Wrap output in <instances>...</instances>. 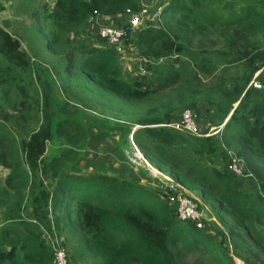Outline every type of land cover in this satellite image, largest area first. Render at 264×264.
<instances>
[{
	"label": "trees",
	"instance_id": "obj_1",
	"mask_svg": "<svg viewBox=\"0 0 264 264\" xmlns=\"http://www.w3.org/2000/svg\"><path fill=\"white\" fill-rule=\"evenodd\" d=\"M5 1L21 17L12 21L30 20L32 54L22 33L0 26V264H50L44 232L59 238L68 264H264V70L253 78L264 66V10L253 0L226 10L225 0H158L159 19L135 27L130 14L152 0ZM96 13L123 29L119 51L72 39L97 37L85 29ZM39 46L60 53L56 74H77L138 110L114 120L127 116L119 141L141 154L128 159L137 170L69 169L87 136L74 118L81 100L62 85L51 115L32 68ZM185 109L208 113L209 126L167 125ZM54 131L64 145L50 156ZM232 157L243 174L229 168ZM146 163L209 214L207 228L176 217Z\"/></svg>",
	"mask_w": 264,
	"mask_h": 264
},
{
	"label": "rangeland",
	"instance_id": "obj_2",
	"mask_svg": "<svg viewBox=\"0 0 264 264\" xmlns=\"http://www.w3.org/2000/svg\"><path fill=\"white\" fill-rule=\"evenodd\" d=\"M253 1L258 5L260 9L264 10V0H253ZM236 3H242V1L225 0L221 6V9L226 10L230 7L237 5ZM16 18L20 19L21 17H19L18 15H13L11 5L8 4V1L0 0V26L10 32H15L16 34L22 33L23 37L22 38L20 37L21 47L27 50L29 54H32V50L29 51V48L24 41L25 38L24 27L26 23L30 24V20L24 18L21 19L23 24H18L12 21L13 19ZM119 19L120 22H124L123 16H120L118 20ZM114 20L116 19H110V21H107L106 23H109L114 26L115 24ZM90 32L95 33L93 31ZM15 33L14 35H16ZM82 33L80 37L76 36V37H72V39L83 38L87 43L89 42L88 45L90 44L100 45L99 40H96V38L94 39L92 37L90 38L91 39L90 40L89 38H87L88 36L85 35L86 32L85 34L84 32ZM92 40L96 43H94ZM132 51L133 48L131 45L128 46L127 49L123 50V56L125 57L124 61L128 64L130 63L128 62L129 60L133 61L132 58H130V54H132ZM59 54H60L59 52L50 53L45 49H43L42 46H39V51H37V56L36 57L31 56V57L33 58L32 68L34 69L36 76L38 75L37 85L39 88H42L44 94L47 97L48 105L51 110V115L52 112H54L56 102L59 100L58 99L59 94L56 92V89L57 88L61 89L62 85H64V90H66L67 94L73 93L78 99L81 100V102H78V104L75 105L77 111L76 114L74 115V118L84 127L87 136L86 138L84 136V140L81 143L84 146L81 148L77 159H75L73 162L69 164L70 166L69 169L71 171L77 172L83 169H89L92 166H96L98 164H103L104 167L108 168L107 172L109 173L111 172L117 173L118 170L123 169L124 171H120V173L130 174L129 170H137V168H134V166L130 164L131 163L130 160L133 158L132 156H130L131 154L129 149V143L127 144L124 143L123 141H119V132H120L119 125L121 124L120 122L123 121L124 117L126 118L127 116L122 117V119L119 118L116 123L114 120L117 119L118 116H121L118 113L119 111L123 112V109L127 110V114H129L130 111L131 117H128V119L133 120L134 117L132 116H135L136 118V115L134 113H137L138 110L134 111V109H131L126 105H123L121 101H119L112 95L107 94L106 92H102V91L98 92V88L95 89V87L86 84L83 80L78 79L76 76L77 74L73 75V77L70 78H66L60 73L56 74L54 68L57 66L59 62L58 60ZM262 70H264V66L257 73L254 74L253 78H255L257 74ZM201 115L202 116H200V112L196 110V116H195L196 122L198 124V127L203 129L204 126H209L207 124L208 123L207 120H209V118L207 116L208 113L205 114V112L201 111ZM201 117H203L206 120V122H204V119L202 120ZM107 119L109 120L106 121ZM220 127L221 125L215 127L210 126L209 128L210 129L214 128L211 131V133H214ZM63 145L64 143L60 140L58 133L54 131L52 135V139L47 144L46 152L50 156L55 155L56 150H58V148H60ZM129 158L130 160L128 161ZM92 160L95 161L92 163ZM5 172H6L5 170L0 169V175H3ZM147 177L151 181V184H154L155 186L161 189H163V186L167 182L165 179L162 178V175L160 176V174L156 172L154 168L149 169L147 173ZM143 180L144 179H142V182ZM170 204L172 203L170 202ZM201 220L203 221V225L205 226V228H207L209 226L208 221L210 220V218H209V214L204 212V210L201 211ZM234 262L235 264H242V262L235 257H234ZM74 264H89V258L78 259L74 262Z\"/></svg>",
	"mask_w": 264,
	"mask_h": 264
},
{
	"label": "built area",
	"instance_id": "obj_3",
	"mask_svg": "<svg viewBox=\"0 0 264 264\" xmlns=\"http://www.w3.org/2000/svg\"><path fill=\"white\" fill-rule=\"evenodd\" d=\"M157 2L158 0L149 1L148 4H143L136 13L130 14V17L128 18L130 25L138 27L146 24L147 22L157 21L160 13V6L156 5ZM160 2H162V0H160ZM104 18L106 17H102V15L96 13L89 20V22H94L99 25V20ZM94 32V34H97L96 38L98 40L104 41L106 44L114 47L118 51L120 50L122 41L121 37L123 35L122 28L102 22ZM253 85L257 86L254 82ZM194 117V114L189 109H185L180 114L178 120H175L167 125L176 129H185L193 134H200V129L197 126ZM211 131L212 130L209 128L208 132L204 134H208ZM134 149V158L131 160L134 161V159L137 158L142 160V157L138 153L137 149L135 147ZM229 168L236 175L243 174L241 161L235 157L231 158ZM162 178L167 181L165 176H162ZM164 187H166L168 192V200L174 206L176 217L180 220L191 221L196 227H201L203 223L201 220V212L197 209L195 202L183 191L177 190L175 185L169 183L168 181L165 183ZM44 237L50 242L52 248V260L50 264H68L65 253L59 245V238L51 237L50 235L45 234V232Z\"/></svg>",
	"mask_w": 264,
	"mask_h": 264
},
{
	"label": "crops",
	"instance_id": "obj_4",
	"mask_svg": "<svg viewBox=\"0 0 264 264\" xmlns=\"http://www.w3.org/2000/svg\"><path fill=\"white\" fill-rule=\"evenodd\" d=\"M107 21H110V19H107V18H104V19H101V20H99V25H100V23H106ZM99 25L97 24V23H94V22H88L87 24H86V30H88L89 32L90 31H95L98 27H99ZM212 127V126H211ZM214 127V126H213ZM146 166H147V168H148V170L149 169H152L147 163H146ZM158 173V172H157ZM159 174V173H158Z\"/></svg>",
	"mask_w": 264,
	"mask_h": 264
},
{
	"label": "water",
	"instance_id": "obj_5",
	"mask_svg": "<svg viewBox=\"0 0 264 264\" xmlns=\"http://www.w3.org/2000/svg\"><path fill=\"white\" fill-rule=\"evenodd\" d=\"M136 127H138V126H134V127L132 128V131H133Z\"/></svg>",
	"mask_w": 264,
	"mask_h": 264
},
{
	"label": "clouds",
	"instance_id": "obj_6",
	"mask_svg": "<svg viewBox=\"0 0 264 264\" xmlns=\"http://www.w3.org/2000/svg\"><path fill=\"white\" fill-rule=\"evenodd\" d=\"M214 129V128H213ZM213 129H211V130H213ZM137 149V148H136ZM138 151V150H137ZM138 153H139V151H138ZM140 154V153H139ZM140 156H141V154H140ZM157 172V171H156Z\"/></svg>",
	"mask_w": 264,
	"mask_h": 264
}]
</instances>
